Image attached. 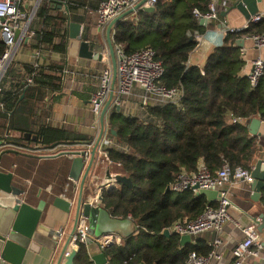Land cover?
<instances>
[{"label": "trees", "instance_id": "obj_1", "mask_svg": "<svg viewBox=\"0 0 264 264\" xmlns=\"http://www.w3.org/2000/svg\"><path fill=\"white\" fill-rule=\"evenodd\" d=\"M66 1L68 13L52 11V0L41 2L36 12L37 25L32 24L35 44L31 47L65 56L70 21L85 25L84 40L91 43L94 51L103 52L100 37L92 34L91 18L77 15L87 3ZM212 3L213 0H159L152 9H139L128 15L113 30L115 48L120 47L127 54L146 49L155 52L165 70L159 84L167 89L178 88L182 95L177 102L152 103L138 114L114 109L109 116L111 129L116 132L111 137L118 146L109 148L108 156L131 179L132 188L119 184L105 189L100 204L114 217L131 216L139 233L123 245L107 247L104 254L108 264H186L192 253L207 256L211 248L204 241L182 246L178 235L167 238L163 232L178 222L196 219L216 204L192 190L167 193V188L180 173H196L201 164L215 175L225 161L249 170L257 162L258 143L246 122L252 118L264 121V77L254 88L242 74L245 60L242 48L237 46L241 36L225 35L203 67L189 65L190 55L199 44L196 34L207 32L194 11L206 14ZM245 34H264V21ZM4 49L0 39V53ZM64 69L63 63L49 58L37 63L14 61L0 93V103L4 105L0 111L3 135L6 131L20 134L21 142L35 141L42 147L94 139L48 123L53 103L61 96ZM233 118L241 122L233 123ZM23 156L6 154L1 163L25 184L40 171L35 170L39 166L37 160ZM63 168L56 171L60 173ZM32 186L31 197H35L37 188L35 183ZM92 263L89 248L81 245L74 264Z\"/></svg>", "mask_w": 264, "mask_h": 264}, {"label": "built area", "instance_id": "obj_2", "mask_svg": "<svg viewBox=\"0 0 264 264\" xmlns=\"http://www.w3.org/2000/svg\"><path fill=\"white\" fill-rule=\"evenodd\" d=\"M42 0H36L33 5L27 6V0H0V39L5 44L3 53H0V93L3 90V82L7 76L9 69L15 61V56L22 45L30 43L35 38V31L32 29V24L38 10V5ZM144 0H102L96 11L97 24L102 34L105 33L108 25L126 11L134 8ZM159 0H146L144 7L153 8ZM27 8L29 11L25 12ZM197 19H205L212 22L218 19V9L215 3L209 7V12L202 14L200 11H194ZM264 20V15L253 17L242 28H229L224 31L225 35L229 33L239 34L240 40H251L259 49L264 47V34L249 35L245 34L253 25L258 24ZM197 39L201 40L200 35L196 34ZM243 52V49H242ZM109 54V53H108ZM37 58L41 56L40 52L36 54ZM109 56V55H108ZM115 56L117 60L116 65V82L113 80V67L110 65L99 76L98 91L91 98V111L99 121V128L96 137L87 142L75 145L58 144L53 147H42L35 141L21 142L22 135L7 131L0 137V172H7L2 166L3 156L7 151L12 154H21L24 156L36 158L40 161L52 160L61 158L62 155L71 153L85 152L84 160L89 162L91 151L94 149L102 127L100 118L105 105L109 102L111 94V103L108 108L103 128L101 141L96 150V158L94 166L91 171L93 175L99 163L104 161L106 167H120L119 164L110 160L107 150L111 147L118 146L117 143L113 145V137H111V127L109 124V115L114 109L124 107V99L130 97L134 93L135 87L142 90L141 104L146 107L152 103L165 104L170 102H177L182 91L178 88L167 89L159 84L160 80L165 74V70L161 63L156 60L155 52L146 49L132 54H127L120 48H115ZM264 77V59L257 57L252 62V70L248 75V79L252 87H257L260 80ZM69 80L68 67L64 69L63 73V91L69 90V86L65 88ZM29 84L33 83L32 79L28 80ZM4 110V105L0 103V111ZM241 122L237 118H233V123ZM116 142V141H115ZM109 174V179L101 186H98L95 195L90 199V203L94 206L100 205V198L105 189H109L116 183L113 177L116 175ZM121 174H123L121 172ZM125 175V174H123ZM72 181V180H71ZM243 181L248 184L254 182L252 177V169H246L242 166H232L228 162H224L221 169L213 175L209 169L201 164L199 170L193 174L185 172L177 176L176 181L170 186V191L173 193H183L187 190H192L196 193L197 189L214 190L219 189L220 197L215 207H208L205 212L191 221H181L174 224L170 229L172 234L179 237L189 235L190 237H199L207 233H220L226 225L232 220L229 209L231 206V199L229 191L225 189L226 184ZM73 182V181H72ZM75 183V182H73ZM69 186H67L68 188ZM66 199V195L60 196ZM67 200V199H66ZM68 201H70L68 199ZM74 204V201H70ZM131 218V216H129ZM132 219V218H131ZM119 221H124L123 217L118 218ZM244 238L232 250L233 264H248L251 261L260 259L264 255V231L261 233L255 227H241ZM58 241L62 239V231ZM51 236V235H50ZM90 238L89 223L86 218H81L75 235L72 237L69 244L66 256L70 255L71 251H79L81 245H87V240ZM124 239L117 234H108L102 236L97 240L98 247L104 251L107 247L117 244L123 245ZM211 252L207 256L192 253L186 264H213L222 260L221 248L223 241L220 238H215L209 244Z\"/></svg>", "mask_w": 264, "mask_h": 264}, {"label": "crops", "instance_id": "obj_3", "mask_svg": "<svg viewBox=\"0 0 264 264\" xmlns=\"http://www.w3.org/2000/svg\"><path fill=\"white\" fill-rule=\"evenodd\" d=\"M52 1L57 2L58 5H67L66 0ZM82 1L86 2L88 6L86 7V9L79 10L77 12V15H86L94 19L97 24L96 11L102 0ZM41 2L39 3L38 8L41 5ZM213 2L217 4L216 7L218 9V19L209 22V25L207 26V32L200 36L201 40L197 48L190 55L189 65L191 66L203 67L207 57L214 50V48L222 44L223 39L225 37L224 31L229 28H242L247 23L244 17L237 11H231L227 15V17L222 16V13L227 11L230 7V4L227 0H213ZM35 3L36 0H27V6H29V10L30 5H34ZM259 6V15H264V0H262ZM29 10L27 8L24 9L25 12H28ZM56 10L66 13L64 9L60 10L58 8H53L52 11ZM53 14L55 15V13ZM33 22L34 24L37 22L36 16ZM86 31L87 27L85 25H82L83 37H85ZM105 33L102 34L97 24L94 29L93 36H105ZM24 45L28 46L29 43ZM242 49V54L245 60V68L242 74L248 77L252 70L253 60L259 56L264 59V47L259 49L255 46L253 41L246 40L245 45ZM78 51L79 42L68 38L67 53L65 54V56L49 52L51 54H44L37 58V52H40V54H42V51L33 49L31 47L29 50L21 49L20 51H18L15 56V61L21 63H37L38 61L41 62L46 58H49L52 62L59 61L60 58H68V64L66 65V67H68L69 76L71 77V82H73L72 84L74 85L69 86V80L67 81L65 88L69 86V90H62L61 96L53 103V109L48 119V123L51 124L53 127L66 129L70 128L87 136H91L92 138H95L99 128V121L91 111V98L95 94V92L98 91L99 76L101 74L98 73L99 75H96L95 73H97L96 70L103 71L107 67L109 68L110 65H112V60L109 54L106 55L103 52H98L103 55L102 60L81 59L78 56ZM93 82H95V86L92 85ZM69 91L72 92L70 93L72 98L78 101L75 104V107L79 108L78 111L80 112V115L76 117L69 116V114L73 115L76 112L71 111L72 113H69ZM141 95L142 90L139 87H135L133 95L130 96L131 98H134V104H129L131 107H128L124 103V107L122 109L127 114H138L140 110L144 108L141 104ZM86 108H89V110ZM86 111H89L91 113L90 123H88L87 121V115L85 113ZM259 120L261 121L259 127H257V131L259 134L255 136H253L252 133L250 134L252 137L256 138L259 147V152L257 154L256 160L264 161V121H262L261 119ZM249 132L251 131L249 130ZM113 140L114 145L116 142L115 139ZM23 157L37 160L39 162V165L44 168L40 172L34 173V177L32 176L33 178H30V180H26L25 184L23 180L17 179L14 176V183L19 189H22L24 191V195H22V200L27 202L28 204L32 206H37L41 200H45L47 202L43 221L55 232H59V230L62 231L61 241L57 240L59 244L58 246H61L63 245L67 237H69L73 232L75 223V210L71 214H67L55 208L53 206V200L56 197L66 195L67 200L69 199L70 201H74V204H76L80 197V182L73 183L69 179V171L72 162V157H61L57 159L59 161H62L61 166H64L60 173L47 168L48 164L57 161L56 159L40 161L36 158L28 156ZM108 172H110V174L112 175H116L117 173V175L121 174V171L118 168L106 167L105 164L100 162L99 166L96 167L94 174H91L88 178V182L83 193V199L85 200V202H90V199H92L95 195L94 192L96 191L97 187L101 186L102 183H106L108 181ZM34 183L37 188V190H35L37 191V193L35 197H31V189L34 187L32 186ZM114 185L117 186L118 183H114ZM67 186L69 187L67 188ZM225 189L229 191V197L231 199V206L229 212L232 220L226 225L225 229L222 232L207 233L199 237H192L191 241V243L194 244L198 241H204V243H206L207 245L217 237L223 241V246L221 248V254L223 258L220 262H214L213 264H233L234 259L232 255V250L244 238L242 230L238 228L237 225H240L241 227L252 226L255 227L261 233L264 231V189L261 190L259 196H253L254 191L252 188V184H248L243 181L233 182L232 184H226ZM44 193H47L49 195L48 198L44 196ZM11 199H13V197L8 196L7 194L0 193V200L2 202L6 203L11 201ZM215 204H217V202H215ZM115 218L118 219L117 217ZM44 234L49 238L54 239L53 234ZM87 247L89 248L90 259L92 261L95 255L102 252L96 242H94L92 245L87 244ZM58 252L59 251L53 252L46 248H42L40 254L29 252L23 264H56ZM0 264L3 263L0 262ZM92 264H95V262L93 261ZM248 264H264V255L262 258L251 261Z\"/></svg>", "mask_w": 264, "mask_h": 264}, {"label": "water", "instance_id": "obj_4", "mask_svg": "<svg viewBox=\"0 0 264 264\" xmlns=\"http://www.w3.org/2000/svg\"><path fill=\"white\" fill-rule=\"evenodd\" d=\"M51 1V0H45ZM145 1L140 2L134 8L121 14L115 20H113L107 27L105 37L109 49V55L112 60L114 84L116 82V65L117 60L115 56V47L113 45L112 33L114 28L119 22L128 15L136 12L139 9L149 10L152 8L144 7ZM230 7L227 11L222 13L223 17L231 11H237L240 13L246 21H250L253 17L258 16L260 12L259 4L262 0H227ZM52 8H58L68 13L67 5H61L57 2H52ZM217 6V4H215ZM200 24L204 27L209 25V22L205 19H200ZM69 39H73L79 42L78 56L85 60H102L103 55L91 49V43L84 40L82 33V25L79 23L68 22ZM245 41L243 39L237 41V46L243 48ZM113 93L111 94V98ZM105 105L102 112L100 122L102 131L98 137L94 149L91 151L90 160L85 162L83 153H67L61 157H72V162L69 171V179L73 182H80V197L76 204L62 198L56 197L53 200V206L67 214H71L75 210V223L72 234L67 237L63 245L58 246V239L60 237L59 232H55L49 226H47L43 219L45 215V209L47 202L41 200L37 206H32L22 200L24 191L19 189L15 185L14 174L12 172H0V193L7 194L13 197L9 202H2L0 200V262L3 264H23L27 254L29 252L40 254L42 248L49 249L53 252H58L56 264H74L77 256V251H71L70 255L66 256L69 244L72 237L75 235L80 219L86 218L89 223L90 238L87 240L88 245H92L96 240L100 239L104 235L117 234L122 239L126 240L139 233V226L131 218H127L124 221H119L113 217L105 208L100 205H92L90 202H85L83 199V193L88 182V178L91 175V171L94 166L96 158V150L101 141L103 128L105 126L106 114L111 103ZM120 111V107L117 108ZM261 121L257 118L247 120L246 126L251 131L253 136L259 134L257 127H259ZM111 133L115 136L116 132L111 130ZM7 154H12L11 151H7ZM252 177L254 182L252 188L254 191L253 196H259L262 189H264V161L258 160L252 168ZM113 180L122 185H126L132 188L131 179L127 175L119 174L113 177ZM170 193V186L166 190ZM197 196H206L210 203H215L219 200V189L203 190L197 189ZM101 200V198H100ZM264 229V222H263ZM44 233H50L54 235V239L49 238ZM163 235L169 238L172 233L170 229H166ZM181 245L185 246L192 241V237L185 235L181 237ZM95 264H108V260L102 251L101 253L93 257Z\"/></svg>", "mask_w": 264, "mask_h": 264}, {"label": "rangeland", "instance_id": "obj_5", "mask_svg": "<svg viewBox=\"0 0 264 264\" xmlns=\"http://www.w3.org/2000/svg\"><path fill=\"white\" fill-rule=\"evenodd\" d=\"M91 21H92V25H91V28H93V30H92V34L94 35V29H95V27L97 26V24H96V21L94 20V19H92L91 18ZM94 26V27H93ZM99 41L101 42V44L103 45V47H104V51H103V53H105L106 55L108 54V51H109V49H108V45H107V41H106V37L105 36H100V39H99ZM32 44H35V42H31V44L30 45H22L21 46V48L19 49V51L21 50V49H27V50H29L30 48H31V45ZM48 55V54H51V53H49V52H47V51H43L42 52V54L41 55ZM19 56V55H18ZM17 56V57H18ZM17 57H16V60H17ZM59 57V56H58ZM65 59V58H64ZM63 58H60L59 59V61H53V62H55V63H58V64H61V63H63L64 64V66L66 67V65L68 64V58L67 59H65L64 60ZM108 59V58H107ZM108 66V65H107ZM108 68V67H107ZM106 68V69H107ZM69 69H70V67H69ZM106 69H104L103 71H99V70H96L97 71V73H95L96 75H99L100 73L102 74ZM99 73V74H98ZM100 74V75H101ZM73 82H71V77L69 76V86H71V85H74V84H72ZM93 86H95L96 84H95V82H93V84H92ZM73 90H75V89H73ZM72 90V91H73ZM97 92V91H96ZM95 92V93H96ZM67 93V92H66ZM70 93H72L71 91H69V113H72L71 111H76L73 115H70L69 114V116H74V117H76V116H78V115H80V112L78 111V109L79 108H77V107H75V104L78 102V101H76V99H73L72 98V96H71V94ZM131 100V101H130ZM133 100V101H132ZM68 102V101H67ZM124 102H125V105L126 106H128V107H131L129 104H134V102H135V100H134V98H131V97H127V98H125L124 99ZM75 108H77V109H75ZM86 109H88L89 110V108H86ZM86 113V115H87V121H88V123H90V121H91V113L89 112V111H86L85 112ZM1 124V123H0ZM111 127V126H110ZM5 131H6V129H5ZM7 132V131H6ZM5 132V133H6ZM3 133H4V131L3 130H0V135H2L3 136ZM58 159V158H57ZM56 159V160H57ZM61 164H62V161H59V160H57V161H54L53 163H50V164H48V166H47V168H49L50 170H55L56 171V169L57 168H59L60 166H61ZM43 168L44 167H42V166H35V170L36 171H41V170H43ZM119 185V184H118ZM44 196L46 197V198H48V194L47 193H44Z\"/></svg>", "mask_w": 264, "mask_h": 264}, {"label": "bare ground", "instance_id": "obj_6", "mask_svg": "<svg viewBox=\"0 0 264 264\" xmlns=\"http://www.w3.org/2000/svg\"><path fill=\"white\" fill-rule=\"evenodd\" d=\"M101 163L105 164V162H104V161H102Z\"/></svg>", "mask_w": 264, "mask_h": 264}]
</instances>
